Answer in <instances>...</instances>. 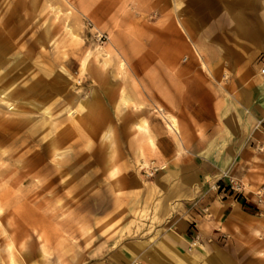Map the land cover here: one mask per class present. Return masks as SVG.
<instances>
[{
  "label": "rangeland",
  "instance_id": "374dc122",
  "mask_svg": "<svg viewBox=\"0 0 264 264\" xmlns=\"http://www.w3.org/2000/svg\"><path fill=\"white\" fill-rule=\"evenodd\" d=\"M177 6L0 0V264L10 254L16 264H81L105 236L146 234L140 204L129 226L121 218L164 165L146 161V148L138 153L140 132L129 126L148 114L167 126L154 116L170 107L160 64L189 58L168 43ZM248 161L210 188L250 210L206 239L225 264H264V150L254 147ZM207 199L190 200L194 214L212 218ZM195 225L188 221V245L201 249Z\"/></svg>",
  "mask_w": 264,
  "mask_h": 264
},
{
  "label": "crops",
  "instance_id": "0c3cea01",
  "mask_svg": "<svg viewBox=\"0 0 264 264\" xmlns=\"http://www.w3.org/2000/svg\"><path fill=\"white\" fill-rule=\"evenodd\" d=\"M175 4L180 7L175 11L177 26L168 43L189 58L184 64L161 61L165 80H159V90H164L170 107L154 116H174L178 132L150 114L144 117L146 138L138 135V153L143 155L146 148V161L164 169L154 173L142 199L127 205L121 218L129 226L140 204L146 212V234L120 231L105 236L81 264H225V254L206 239L250 214L241 199L210 188L232 163L247 164L248 154L264 137V0ZM135 123L140 122L129 126L133 135L138 132ZM200 195L208 198L212 218L190 209V200ZM193 220L203 239L201 249L188 245L186 229Z\"/></svg>",
  "mask_w": 264,
  "mask_h": 264
},
{
  "label": "bare ground",
  "instance_id": "6f19581e",
  "mask_svg": "<svg viewBox=\"0 0 264 264\" xmlns=\"http://www.w3.org/2000/svg\"><path fill=\"white\" fill-rule=\"evenodd\" d=\"M105 60V59H104ZM7 93V92H6ZM124 101H129V99L128 98H125L124 97ZM162 115V117H164L166 120H167V127H168V129L170 130V131H172V132H175V133H177L178 132V125H177V120H176V118L174 117V116H172V115H166V114H164V113H162L161 114ZM147 118H143L142 119V122L141 123H135L134 124V127L137 129V131L138 132H140V135H141V140H143L144 138H146V136L143 138V136L144 135H146V123H147V120H146ZM75 121V120H74ZM76 122V121H75ZM72 124V123H71ZM73 126V125H72ZM74 127V126H73ZM109 133V136L111 135L110 133V131L108 132ZM148 139H149V141H150V143L151 144H153V140H152V138H150V137H148ZM114 169V168H113ZM111 173H115V172H111ZM10 242V241H9ZM12 243H13V241H12ZM10 246H14L13 244L11 245V243H9V245H8V249H6V250H9V253H10V248H12V247H10ZM14 249V248H13ZM12 249V250H13ZM12 254H10V256H9V261H8V264H16L15 263V261H14V259H13V255L11 256Z\"/></svg>",
  "mask_w": 264,
  "mask_h": 264
},
{
  "label": "built area",
  "instance_id": "2783aa9c",
  "mask_svg": "<svg viewBox=\"0 0 264 264\" xmlns=\"http://www.w3.org/2000/svg\"><path fill=\"white\" fill-rule=\"evenodd\" d=\"M256 147L259 150H264V137H263V139L261 141L257 142ZM207 210H208V207H204L203 208L204 212H207ZM197 240H198V237L196 236V240H194L193 242H195V241L197 242ZM130 264H140V262L134 260Z\"/></svg>",
  "mask_w": 264,
  "mask_h": 264
}]
</instances>
